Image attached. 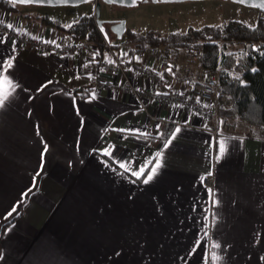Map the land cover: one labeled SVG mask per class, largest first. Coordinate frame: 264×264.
<instances>
[{
    "label": "crops",
    "instance_id": "1",
    "mask_svg": "<svg viewBox=\"0 0 264 264\" xmlns=\"http://www.w3.org/2000/svg\"><path fill=\"white\" fill-rule=\"evenodd\" d=\"M38 16L48 15L0 6V21L27 36L66 33ZM0 37V60L14 56L8 75L18 85L0 108V264H206L213 251L222 264H264V133L234 119L224 128L220 110L214 134L184 103L139 97V89L168 95V86L110 68L113 55L137 59L113 33L110 48L91 41L74 54L15 50L1 28ZM170 60V84L188 93L192 72ZM94 66L111 87L87 79ZM221 140L225 153L217 160ZM108 148L134 170L158 152L162 166L143 184L121 175L101 154Z\"/></svg>",
    "mask_w": 264,
    "mask_h": 264
},
{
    "label": "trees",
    "instance_id": "2",
    "mask_svg": "<svg viewBox=\"0 0 264 264\" xmlns=\"http://www.w3.org/2000/svg\"><path fill=\"white\" fill-rule=\"evenodd\" d=\"M0 6L14 7L8 0H0ZM38 18L72 37L94 42L101 51L104 48L105 38L96 24L94 14L81 15L72 23V28H67L48 16ZM123 36L138 46H161L168 59L181 51L185 56L196 54L203 74L218 72V84L220 90L228 96V114L234 121L243 122L254 128L253 131L264 133V52L252 55L245 52L246 49H229L231 44L246 41L258 40L264 44L263 13L256 18L254 24L231 19L220 24H206L197 28L189 27L185 31L166 33L151 29L138 33L127 27ZM229 53L232 55H228ZM242 53L247 54L241 55Z\"/></svg>",
    "mask_w": 264,
    "mask_h": 264
},
{
    "label": "rangeland",
    "instance_id": "3",
    "mask_svg": "<svg viewBox=\"0 0 264 264\" xmlns=\"http://www.w3.org/2000/svg\"><path fill=\"white\" fill-rule=\"evenodd\" d=\"M97 2L99 3L98 18L103 20L105 24L109 21L124 20L127 27L138 33H144L149 29L163 33L185 31L189 27L197 28L206 24H220L231 19L254 24L256 18L262 13L254 7L245 6L230 0L147 1L131 7L95 0L75 5L16 4L11 9L17 7L20 11L29 9L31 12L48 15L62 25H67L72 24L83 14H94ZM106 27H108L107 24ZM252 42L246 41L245 43L231 44L229 49L242 51L247 49L248 44ZM244 51L246 52V50ZM171 59L179 64L183 71L189 70L192 72L191 82L204 80L210 74H203L198 66V60L192 62L190 56H185L183 51ZM228 104L229 102L221 107L220 110L223 114L222 122L226 120L231 123L233 118L228 114ZM95 244H97L94 248L96 256L101 251L100 234L98 236L95 235Z\"/></svg>",
    "mask_w": 264,
    "mask_h": 264
},
{
    "label": "built area",
    "instance_id": "4",
    "mask_svg": "<svg viewBox=\"0 0 264 264\" xmlns=\"http://www.w3.org/2000/svg\"><path fill=\"white\" fill-rule=\"evenodd\" d=\"M0 28L14 39L16 43L15 50H18L21 46H25L43 53L74 54L86 51L92 44L90 40L75 38L68 33L60 34L58 39L51 40L36 36H27L24 32L19 30L13 28L9 29L7 24L3 22L0 23ZM45 41H54L55 43H48ZM116 44L126 51L133 50L134 56H136L137 59H117V57L113 55L110 68L125 75H128L129 71L146 75L153 84L161 87L168 86V95L151 89H139L135 91L139 97H145L147 99L158 98L161 100L173 99L175 102L184 103L202 114L208 120V129L214 134L217 133L220 109L228 102V96L220 90L218 72L210 73L204 80H195L192 82L188 93L181 92L170 84L173 80V76L172 71H169V69H171L170 66L173 65V61L165 57L161 47L148 44L138 46L134 41L124 36L117 39ZM56 45H59V47ZM104 46L110 48L112 42L110 40H105ZM253 47L258 50H264V44L261 41H256L248 44L246 52L252 55L262 52L253 51ZM190 60L196 62L198 60L197 55H190ZM97 72L98 68L95 66L92 67L87 79L90 82H95L97 89L111 87L112 81L108 78H99ZM124 86L127 91L134 89L129 81H126ZM222 124L224 128H229L231 125V123L226 120ZM205 183L211 184V178L206 177Z\"/></svg>",
    "mask_w": 264,
    "mask_h": 264
},
{
    "label": "snow or ice",
    "instance_id": "5",
    "mask_svg": "<svg viewBox=\"0 0 264 264\" xmlns=\"http://www.w3.org/2000/svg\"><path fill=\"white\" fill-rule=\"evenodd\" d=\"M44 2L51 3L52 0H11V3L14 6L17 3H19V4H32V3H44ZM60 2L67 4V3H69V0H60ZM80 2H85V0H80ZM105 2L110 3V4L116 3V2L124 3V0H105ZM154 2H156V0H154ZM241 2L243 3V2H245V0H241ZM0 23H2V22H0ZM7 27L9 29H11L13 27V25L8 24ZM65 27L72 28L73 24H67V25H65ZM33 38H35V37H33ZM2 39L3 38L0 37V40H2ZM45 42H48V41H45ZM48 43H55V42L52 41V42H48ZM13 44L15 46V42H13ZM56 46L59 47V45H56ZM252 50L264 52V50H258V49H255L254 47ZM246 54L247 53H242L241 55H246ZM123 55H127V53H124ZM228 55L231 56L232 54L229 53ZM93 59H95V55H94ZM13 62H14V56H10L5 60H0V108L4 107L6 105V103L13 97V94L16 92V89L18 87V85L8 75L9 70L13 67ZM109 63H112V61H109ZM85 67H88V65H85ZM102 70L103 69H101V71ZM169 71H171V69H169ZM253 71H255V69H253ZM45 86H42V88ZM39 90H41V89H38V91ZM94 96H95V93H93V98H94ZM179 131H180L179 128H177L175 130L176 133H178ZM172 138L173 139L175 138V133H173ZM171 142H172L171 139L166 141L164 147L167 148L171 144ZM47 151H48V145L45 143L43 152L41 153V165H40L41 169L43 168V157ZM224 153H225V143L223 140H221L219 142L218 154H217L216 159L220 160V158L224 155ZM101 154L109 157L110 160H112L114 163L118 164V167L123 170L121 175H124L126 173H130L131 176H134L138 180H141V182L143 184H148V183L152 182L154 180V178L157 176L158 171L162 166L161 165L162 153H160V152L155 154L153 160L146 161L145 164L141 165L138 169H135V170L132 169L131 164L128 162L116 161L114 156H113L112 151L110 150V148L102 150ZM39 174L40 173L37 172V175H39ZM208 175H212V173L209 172ZM200 179L203 182V180L205 178L201 177ZM33 186H35V180L33 181ZM29 191H31V189ZM208 192H209V200L212 201L213 203H215V201L212 200V197H213L212 189L209 188ZM23 195L26 196L27 193H25ZM16 211H17V208L14 206L11 209V211H9L7 213V215L5 216V219H7L8 217H11L13 215V213H15ZM7 230L10 231L11 226H8ZM207 235H208V233H207V231H205V233H204L205 238L207 237ZM198 244H199V241H197V246H198ZM220 247L221 246L219 244L214 243L212 245L213 249H217ZM193 250H195V249H193ZM206 264H222V257L217 252L213 251L211 254L210 261H206Z\"/></svg>",
    "mask_w": 264,
    "mask_h": 264
},
{
    "label": "water",
    "instance_id": "6",
    "mask_svg": "<svg viewBox=\"0 0 264 264\" xmlns=\"http://www.w3.org/2000/svg\"><path fill=\"white\" fill-rule=\"evenodd\" d=\"M11 2V0H8ZM87 1H95V0H85V2ZM105 2V0H102ZM147 1H151L154 2V0H124V3H120V2H116V3H112V4H116V5H120V6H136L141 2H147ZM158 1H162V2H166V1H183V0H156V2ZM232 2H236L245 6H249V7H254L256 9H258L259 11H261L262 13H264V0H245V2H241V0H230ZM79 3H83L80 2V0H69V3L64 4L62 2H60V0H52L51 3L48 2H44V3H32V4H43V5H75V4H79ZM19 4V3H17ZM99 15V3H96L95 6V21L96 24L98 25L99 29L101 30V32L104 35V38L106 40H109V36L111 33H113L117 38H121L126 30V24L124 20H116L115 22H109V26L106 27L105 22L101 19L98 18Z\"/></svg>",
    "mask_w": 264,
    "mask_h": 264
},
{
    "label": "flooded vegetation",
    "instance_id": "7",
    "mask_svg": "<svg viewBox=\"0 0 264 264\" xmlns=\"http://www.w3.org/2000/svg\"><path fill=\"white\" fill-rule=\"evenodd\" d=\"M109 26V25H108Z\"/></svg>",
    "mask_w": 264,
    "mask_h": 264
}]
</instances>
